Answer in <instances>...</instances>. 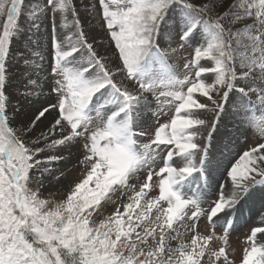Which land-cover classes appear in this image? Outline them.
<instances>
[{
  "label": "snow or ice",
  "instance_id": "obj_1",
  "mask_svg": "<svg viewBox=\"0 0 264 264\" xmlns=\"http://www.w3.org/2000/svg\"><path fill=\"white\" fill-rule=\"evenodd\" d=\"M249 131L264 140V0H0V264H237L257 206L239 264H264ZM77 146L79 177L45 196Z\"/></svg>",
  "mask_w": 264,
  "mask_h": 264
},
{
  "label": "rangeland",
  "instance_id": "obj_2",
  "mask_svg": "<svg viewBox=\"0 0 264 264\" xmlns=\"http://www.w3.org/2000/svg\"><path fill=\"white\" fill-rule=\"evenodd\" d=\"M47 28L48 25H45ZM89 34L90 35H98L103 36V33L99 30L98 25H89ZM49 51V38L47 35H45V60H49L50 57L48 56ZM100 53H109L111 54L113 49L111 47H101L99 49ZM191 51V50H189ZM111 59L114 61L115 57H111ZM55 115V113H53ZM23 119V117H21ZM52 117H49L48 121H45L44 125H41L43 128L45 125H47L51 121ZM168 117H162L161 122H164L167 120ZM264 142V140H261L257 135H255L253 132L249 131L242 135L240 137L239 144L234 149L235 151L239 150H246L249 147L256 146L257 144ZM80 155V149L79 147H75L72 149V154L69 156L68 163L64 166L66 168V178L63 179L62 183L59 185L53 184V186L49 187L45 192L44 195L48 196L50 193H56V198H60V193H63L67 187L76 180L80 175V168L74 167L77 161V157ZM227 177L224 175V169L221 167L217 172L214 173L213 177L210 178L212 183L211 188V199L215 200L219 191V184L222 183L224 180H226ZM143 176L139 181H134V183L137 184V188L139 187V184L142 182ZM155 181V177H154ZM227 191V189H226ZM157 192L150 193V195H155ZM112 211L111 207L108 208L107 212L105 214H108ZM260 208L253 207L250 211H246L243 216L238 218V221L235 224V230L230 233V248L229 251L232 252L235 250L234 259L237 261V264H239V260L243 253V248L246 247L244 244V240L246 235L250 234V230L254 226H258L261 222L259 221L258 217L260 215ZM206 227V224L202 222V228ZM216 231L218 233L222 232L221 228H217ZM264 242V241H259ZM219 243V242H216Z\"/></svg>",
  "mask_w": 264,
  "mask_h": 264
}]
</instances>
